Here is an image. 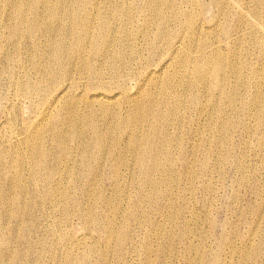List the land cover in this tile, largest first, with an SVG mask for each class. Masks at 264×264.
Returning <instances> with one entry per match:
<instances>
[{
  "label": "bare ground",
  "instance_id": "obj_1",
  "mask_svg": "<svg viewBox=\"0 0 264 264\" xmlns=\"http://www.w3.org/2000/svg\"><path fill=\"white\" fill-rule=\"evenodd\" d=\"M18 123L23 130L1 132ZM251 133L259 141L248 149L264 160V0H0V264H48L50 215L60 210L69 231L86 200L113 206L94 190L100 167L89 186L71 183L79 193L74 212L66 194H52L53 178L77 181L94 161L126 168L129 159L138 190L160 198L193 177L199 162L200 175L211 176L217 158L214 165L239 174L232 176L238 190L239 177L252 172V190L260 175L243 162L242 140ZM229 134L240 141L228 143ZM150 203L147 195L132 206L140 212ZM114 228L128 238L130 225L116 218L96 230L113 244ZM223 229L231 252H239V237L252 247L264 231L255 225L241 236L237 223Z\"/></svg>",
  "mask_w": 264,
  "mask_h": 264
},
{
  "label": "rangeland",
  "instance_id": "obj_2",
  "mask_svg": "<svg viewBox=\"0 0 264 264\" xmlns=\"http://www.w3.org/2000/svg\"><path fill=\"white\" fill-rule=\"evenodd\" d=\"M241 104L239 102V105ZM252 112L248 120L249 126L254 125ZM236 114L239 117V112ZM39 119H42L41 115ZM23 128L24 125L21 123L9 124L1 132L11 134L14 130ZM231 137L234 141H240L239 136L229 134L228 143ZM246 137L242 136L243 152L246 154L243 162L257 168L258 173L255 175H260V181L252 190L254 185H250L249 182L254 176L252 172L239 177L242 178L239 181L243 180V183H239L238 190L232 176L238 177L239 174L233 171V166L229 164L214 165L217 158L211 163L213 167L211 176L200 175L199 162L193 177L187 175L186 178H180L173 184L175 192L171 191L160 198L149 191L138 190L139 183L133 175L135 165L129 159L126 168L118 163V160L94 161L93 167L85 168L77 181L70 177L57 184L53 178L51 186L57 187V190L53 189L52 194L59 197L66 194V201L70 204L71 212H74L73 200L79 197V193L73 189L71 183H74L75 187L80 183L89 186L90 180L93 179V168L95 170L100 167L103 174L93 183V187L94 190L100 187L105 191L113 206L105 204L98 198L84 200L83 219L89 218L90 224L86 225L83 219L75 221L69 231L62 223L63 216L60 210L50 215L49 230L44 242L48 264H65L66 257L72 258L73 264L80 261L84 264H100L103 261L104 264H236L238 258L239 264L263 263L264 241L260 240V236L264 235V231H259L257 237L251 239L254 242L252 247L242 244L239 237V252L230 251L229 243L222 234L227 223H237L241 236L255 225H259L260 230L264 228V170H261L264 167V160L253 158L257 149L253 147L248 149L251 144L259 141L258 138L252 133L248 135L249 140H246ZM4 149L5 146L0 144V153ZM13 162L19 163V160ZM176 164L177 168L182 165L181 162ZM114 172L119 173L122 178L115 180L112 177ZM3 174L4 172L0 171V176ZM66 174L67 170L60 172L62 178ZM152 177L160 183L163 181L159 174ZM219 186H222L224 191L216 194ZM147 195H151V203L143 204L141 211L138 212L136 206H132V201L143 199ZM80 198L84 199L82 194ZM117 202L121 204L119 207L115 205ZM237 202L239 213L236 208ZM130 213H134L140 219L143 217L147 219L136 224V221L129 219ZM92 217H96L97 220L93 222ZM115 218L121 225H130L129 236L123 239L121 231L114 228L112 234L117 237L118 242L106 244L104 229L96 228L100 225L105 226L107 220ZM221 222L224 224L221 225ZM58 235L61 237L59 240L56 238ZM214 235L216 237H213ZM161 251L163 253L158 254Z\"/></svg>",
  "mask_w": 264,
  "mask_h": 264
}]
</instances>
